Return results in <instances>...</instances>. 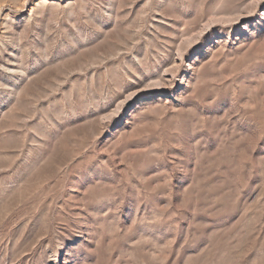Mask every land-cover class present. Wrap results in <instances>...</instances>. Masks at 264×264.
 I'll list each match as a JSON object with an SVG mask.
<instances>
[{"label": "rangeland", "instance_id": "374dc122", "mask_svg": "<svg viewBox=\"0 0 264 264\" xmlns=\"http://www.w3.org/2000/svg\"><path fill=\"white\" fill-rule=\"evenodd\" d=\"M0 264H264V0H0Z\"/></svg>", "mask_w": 264, "mask_h": 264}, {"label": "bare ground", "instance_id": "6f19581e", "mask_svg": "<svg viewBox=\"0 0 264 264\" xmlns=\"http://www.w3.org/2000/svg\"><path fill=\"white\" fill-rule=\"evenodd\" d=\"M43 3H44V1H42ZM42 2H41V4H42ZM175 35V34H174ZM173 35V36H174ZM179 57V56H178ZM178 60H179V58H178ZM173 61H174V59H173ZM176 61V60H175ZM180 62V61H179ZM174 64H175V62H174ZM173 64V65H174ZM11 66H9V67H7V68H5V71L8 73V74H11V75H15V74H17L18 73V70H16V68H15V66L13 65V64H10ZM165 76V75H164ZM173 77V76H172ZM160 78H161V75H160ZM22 79V78H21ZM158 80H159V78H158ZM156 81V80H155ZM161 82H163V83H165V82H171V80H169V79H165V80H160ZM157 82V81H156ZM152 83V82H151ZM158 83H159V81H158ZM157 83V84H158ZM162 84V83H161ZM166 84V83H165ZM155 85V84H154ZM160 85V84H159ZM164 85V84H163ZM12 88V87H11ZM11 90V89H10ZM13 90V89H12ZM8 95V94H7Z\"/></svg>", "mask_w": 264, "mask_h": 264}]
</instances>
